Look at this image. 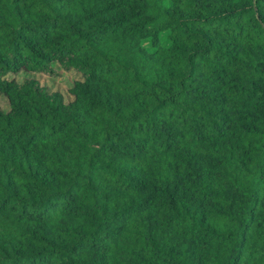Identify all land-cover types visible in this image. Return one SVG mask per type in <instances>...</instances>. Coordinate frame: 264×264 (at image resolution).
<instances>
[{"label":"trees","instance_id":"1","mask_svg":"<svg viewBox=\"0 0 264 264\" xmlns=\"http://www.w3.org/2000/svg\"><path fill=\"white\" fill-rule=\"evenodd\" d=\"M0 93V264H264V0H0Z\"/></svg>","mask_w":264,"mask_h":264},{"label":"rangeland","instance_id":"2","mask_svg":"<svg viewBox=\"0 0 264 264\" xmlns=\"http://www.w3.org/2000/svg\"><path fill=\"white\" fill-rule=\"evenodd\" d=\"M162 34L161 37H163ZM17 76L20 80H23L26 77H35L41 84H44L48 87L49 90H58L62 93L63 99L68 100L71 98L67 92V87L71 84L72 80L79 77V74L72 70H62L59 69V72L56 75H50L44 72H33L21 70L17 73ZM7 97L0 93V106L2 108H7Z\"/></svg>","mask_w":264,"mask_h":264}]
</instances>
